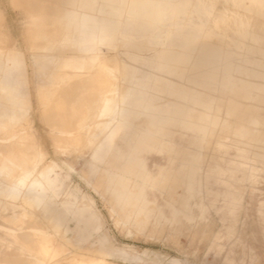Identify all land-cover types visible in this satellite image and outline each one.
Returning a JSON list of instances; mask_svg holds the SVG:
<instances>
[{
    "label": "rangeland",
    "instance_id": "rangeland-1",
    "mask_svg": "<svg viewBox=\"0 0 264 264\" xmlns=\"http://www.w3.org/2000/svg\"><path fill=\"white\" fill-rule=\"evenodd\" d=\"M252 84L264 0H0V165L24 150L28 178L53 180L34 201L0 175V218L21 224L0 229V261L199 264L229 247L258 262L264 144L238 132L264 137Z\"/></svg>",
    "mask_w": 264,
    "mask_h": 264
},
{
    "label": "crops",
    "instance_id": "crops-1",
    "mask_svg": "<svg viewBox=\"0 0 264 264\" xmlns=\"http://www.w3.org/2000/svg\"><path fill=\"white\" fill-rule=\"evenodd\" d=\"M184 44L186 47L189 46V45H187V43H184ZM207 63H209V61L205 60L200 65L202 66L203 64H207ZM232 80L237 81L238 79L232 78ZM249 87L261 90V93L257 96V98L260 102H263L264 101V85L252 84ZM251 108L255 109V107L252 105L247 106V109H251ZM182 109H184V108H181V110L179 109V111H177V112L184 115L186 118H189L191 116L189 114V111L187 109H185V110H182ZM256 120H258V119H256ZM250 123H251V121H250ZM252 130L253 129L251 127L250 128H241L238 132L240 133V135H247V136H249V138L251 140L256 139L260 143L264 144V137L263 136L258 137V134H256V132H253ZM45 174H47V173H39V176H38L39 178H28V175L25 174V176H22V174H19V173H13V175H12V173H5L3 176H4V178H6L5 179V182L7 181L6 183L16 182L18 186H20L23 183L30 182V184H29L30 190H31L30 197L33 196L32 199H34V201H36L38 199H41L39 190L44 191V187L42 185L43 181H41V180H44L43 177ZM13 177H14V180H12ZM46 184L51 186L53 184V181H51L50 183L46 182ZM6 199H9L11 204H12V201H13V203H16L18 201L20 203H23L25 201H28V196L20 198L18 193L11 192L7 196ZM66 210L68 212L71 211V209L67 206H66ZM41 217L43 219L51 220V219H53V214H52V212L49 211L48 213H43V214L41 213ZM88 252H92V251L88 250ZM251 253L246 254V252L244 251V255H243L241 253V251H236L235 249H231L229 247L227 249H222V250L213 249L211 252V255L210 256L206 255L205 258H207V259L201 261V263H199V264H253V262L251 260V258H252ZM254 253L256 254L255 257H259V261L254 262V264H264V249L263 250L262 249L257 250Z\"/></svg>",
    "mask_w": 264,
    "mask_h": 264
},
{
    "label": "bare ground",
    "instance_id": "bare-ground-1",
    "mask_svg": "<svg viewBox=\"0 0 264 264\" xmlns=\"http://www.w3.org/2000/svg\"><path fill=\"white\" fill-rule=\"evenodd\" d=\"M24 1H25V0H24ZM33 1H34V0H33ZM49 1H50V0H49ZM72 1H73V0H72ZM84 1H85V0H84ZM135 1H136V0H135ZM31 2H32V1H31ZM140 2H141V1H140ZM22 3H23V2H22ZM29 3H30V2H29ZM44 3H45V2H44ZM52 3H53V2H52ZM56 3H57V2H56ZM71 3H72V2H71ZM73 3H74V2H73ZM73 3H72V4H73ZM134 3H135V2H134ZM154 3H155V2H154ZM31 4H32V3H31ZM35 4H36V3H35ZM57 4H58V3H57ZM72 4H71V5H72ZM83 4H84V3H83ZM139 4H140V3H139ZM25 5H26V4H25ZM28 5H29V4H28ZM55 5H56V4H55ZM127 5H128V4H127ZM135 5H136V4H135ZM46 6H47V5H46ZM88 6H89V5H88ZM129 6H130V5H129ZM131 6H132V5H131ZM139 6H140V5H139ZM153 6H154V4H153ZM157 6H158V5H157ZM133 7H134V6H133ZM136 7H137V6H136ZM159 7H160V6H159ZM31 8H32V7H31ZM50 8H51V7H50ZM85 8H86V6H85ZM131 8H132V7H131ZM156 8H157V7H156ZM44 9H45V8H44ZM54 9H55V8H54ZM58 9H59V8H58ZM58 9H57V10H58ZM132 9H133V8H132ZM152 9H153V7H152ZM25 10H26V9H25ZM28 10H29V9H28ZM37 10H38V8H37ZM64 10H65V9H64ZM139 10H140V9H139ZM142 10H143V9H142ZM150 10H151V9H150ZM155 10H156V9H155ZM49 11H50V10H49ZM41 12H42V11H41ZM47 12H48V11H47ZM51 12H52V11H51ZM59 12H60V11H59ZM64 12H65V11H64ZM131 12H132V11H131ZM151 12H152V11H151ZM159 12H160V11H159ZM159 12H158V13H159ZM67 13H68V11H67ZM136 13H137V12H136ZM139 13H140V12H139ZM147 13H148V12H147ZM149 13H150V12H149ZM62 14H63V13H62ZM64 14H65V13H64ZM47 15H48V13H47ZM60 15H61V14H60ZM135 15H136V14H135ZM146 15H147V14H146ZM55 16H56V15H55ZM64 16H65V15H64ZM64 16L61 15V18L64 17ZM67 16H68V15H67ZM74 16H76V15H74ZM141 16H142V15H141ZM159 16H160V13H159ZM49 17H50V16H49ZM148 17H149V15H148ZM151 17H152V16H151ZM154 17H155V16H154ZM51 18H52V16H51ZM53 18H54V17H53ZM78 18H79V17H78ZM145 18H146V17H145ZM146 19H147V18H146ZM64 20H65V24H66V20H68L67 17H65ZM141 20H142V19H141ZM62 21H63V19H62ZM151 21H152V20H151ZM63 22H64V21H63ZM63 22H62V23H63ZM76 22H77V20H76ZM76 22H75V23H76ZM45 23H46V22H45ZM48 23H50V22H48ZM60 24H61V23H60ZM76 24H77V23H76ZM67 25H68V23H67ZM73 25H74V24H73ZM71 26H72V24H71ZM75 26H76V25H74V27H75ZM68 27H69V26H68ZM68 27H66V28H68ZM75 29H76V27H75ZM147 33H148V32H147ZM27 34H28V33H27ZM53 34H54V33H53ZM24 35H25V34H24ZM60 36H61V35H60ZM95 36H96V35H95ZM82 37H83V36H82ZM32 38H33V37H32ZM34 40H35V39H34ZM48 40H49V39H48ZM41 43H42V42H41ZM44 43H45V42H44ZM42 44H43V43H42ZM35 45H36V44H35ZM35 45H34V46H35ZM37 45H38V44H37ZM124 45H125V44H124ZM125 46H126V45H125ZM43 48H44V47H43ZM48 48H49V47H48ZM88 50H90V49H88ZM37 52H38V51H37ZM63 52H64V51H63ZM66 52H67V51H66ZM37 55H38V54H37ZM70 58H72V57H70ZM68 59H69V58H68ZM65 60H66V59H65ZM72 61H73V63H75L74 60H71V62H72ZM75 61H77V60L75 59ZM79 61H80V60H79ZM79 61H77V62L81 64V62H79ZM66 62H67V60H66ZM73 63H72V64H73ZM143 65H144V64H143ZM75 67H78V66L75 65ZM91 76H92V75H91ZM94 76H95V75H94ZM78 82H79V80H78ZM80 82H81V81H80ZM82 82H83V81H82ZM86 82H87V81H86ZM84 85H85V84H84ZM88 85H89V84H88ZM60 87H61V86H60ZM127 87H128V86H127ZM135 87H136V86H135ZM137 88H138V87H137ZM57 90H58V89H57ZM57 90H56V91H57ZM130 90H131V89H130ZM75 91H76V90H75ZM78 91H79V90H78ZM67 92H68V91H67ZM111 92H112V91H111ZM56 93H57V92H56ZM75 93H76V92H75ZM129 93H130V92H129ZM92 94H94V93H92ZM49 95H50V94H49ZM59 95H60V94H59ZM111 95H112V94H111ZM93 96H94V95H93ZM50 97H51V96H50ZM59 97H60V96H59ZM73 97H74V96H73ZM105 97H107V96H105ZM48 98H49V97H48ZM54 99H55V98H54ZM54 99H53V100H54ZM57 99H58V98H57ZM57 99H56V100H57ZM60 99H62V98L60 97ZM60 99H59V100H60ZM104 99L107 100L106 98H104ZM114 99H115V96H114ZM105 100H103V101L105 102ZM110 100H111V97H110ZM110 100H107L106 103H108V101H110ZM46 101H47V100H46ZM57 101H58V100H57ZM103 101H102V102H103ZM111 101H112V100H111ZM116 101H117V100H116ZM124 101H125V100H123V102H124ZM40 102H41V100H40ZM104 102H103V103H104ZM60 103H61V102H60ZM62 103H63V102H62ZM106 103H105V104H106ZM115 103H116V102H115ZM42 104H43V103H42ZM56 104H57V103H56ZM77 104H78V103H77ZM110 104H111V103H109V105H110ZM112 104H113V102H112ZM64 105H65V104H64ZM90 105H91V103H90ZM90 105H89V107H90ZM106 105H107V104H106ZM117 106H118V105H117ZM62 107H63V105H62ZM65 107H66V106H65ZM107 107H108V106H107ZM110 107H111V105H110ZM16 108H17V107H16ZM54 108H55V107H54ZM57 108H59V107H57ZM76 108H77V107H76ZM11 109H12V107H11ZM105 109H106V108H105ZM117 109H118V108H117ZM55 110H56V109H55ZM55 110H54V111H55ZM80 110H81V109H80ZM106 110H107V109H106ZM109 110H111V109L109 108ZM43 111H44V110H43ZM47 111H48V110H47ZM74 112H75V111H74ZM107 112H108V111H107ZM77 113H78V112H77ZM105 113H106V112H105ZM13 114H14V113H13ZM13 114H12V115H13ZM16 114H17V113H15V115H16ZM22 114H23V113H22ZM62 114H63V113H62ZM108 114H109V113H108ZM12 115H11V116H12ZM45 115H46V114H45ZM57 115H58V114H57ZM64 115H65V114H64ZM15 117H16V116H15ZM17 117H18V116H17ZM58 117H59V116H58ZM46 118H47V117H46ZM59 118H60V117H59ZM80 120H81V119H80ZM70 122H71V121H70ZM78 123H79V122H78ZM61 124H62V123H61ZM59 125H60V124H59ZM78 125H80V124H78ZM72 126H73V125H72ZM84 126H85V125H84ZM78 127H79V126H78ZM78 127H77V128H78ZM69 128H70V127H69ZM11 129H12V128H11ZM61 129H62V128H61ZM67 129H68V128H67ZM86 129H87V128H86ZM21 130H22V129H21ZM19 131H20V130H19ZM70 132H72V131H70ZM70 132H69V133H70ZM64 133H65V132H64ZM12 134H14V133H12ZM70 134H71V133H70ZM23 135H24V134H23ZM26 135H27V134H26ZM34 135H35V134H34ZM60 135H61V134H60ZM86 135H87V134H86ZM10 136H11V134H10ZM71 136H72V134H71ZM19 137H21V136H19ZM64 137H65V136H64ZM74 137H75V136H74ZM22 138H23V137H22ZM65 138H66V137H65ZM11 139H12V138H11ZM66 139H67V138H66ZM66 139H64V140H66ZM18 140H19V139H18ZM71 140H72V139H71ZM5 141H6V139H5ZM16 141H17V140H16ZM72 141H73V140H72ZM14 143H15V142H14ZM18 143L20 144V142H18ZM15 144H16V143H15ZM25 144H26V143H25ZM69 144H70V143H69ZM69 144H68V145H69ZM73 144H74V143H73ZM2 145H3V144H2ZM70 145H71V144H70ZM76 145H77V144H76ZM5 146H6V145H5ZM26 146H27V145H26ZM72 146H73V145H72ZM74 146H75V145H74ZM0 147H1V146H0ZM3 147H4V146H3ZM18 147H19V146H18ZM5 148H6V147H5ZM11 148H13V147H11ZM19 148H20V147H19ZM7 149H8V148H7ZM2 151H3V150H2ZM8 151H9V150H8ZM10 151H11V150H10ZM12 152H13V151H12ZM17 153H18V154L15 153L16 155L14 154L15 156H11V155H10V157H8V158H6L7 156H4V155L2 154V155H3V158H2V160H1L2 162H1V165H0V175H4L5 172L8 173L9 170L12 171V168H13V169H18L20 165H21V167H20L19 169H20V171H22V165H23L22 163H23L24 160H25V158H24V157H25V156H24L25 151L19 149V150L17 151ZM4 154H5V153H4ZM6 154H7V153H6ZM23 156H24V157H23ZM0 157H1V156H0ZM18 160H19V161H18ZM18 164H19V165H18ZM22 172H24V173H22ZM22 172L19 173V174H22V176H25V174H26V175H28V177H29V176H33V177H35V174H34V173H27V171H25V169H24V171H22ZM50 172H52V169H48V170H45L44 172H42V173H47V174L44 175L43 179H44V181H46V182H48V183H50L51 181H53V180H51V179L49 178V173H50ZM12 175H13V173H12ZM5 179H6V178H5ZM6 182H7V181H6ZM4 183H5V182H4ZM21 185H22V184H21ZM10 210H11V209H10ZM8 212H9V211H8ZM22 215H23V217H25V215H27V214L24 213V214H22ZM3 216H4V215H3ZM6 217H7V216H6ZM26 219H27V218H26ZM0 221L3 222V225L0 224V229H3V228H4V229H9V230H10V229H11V230H12V229L15 230V229H17V228L21 225V224H19V220H18L17 218L14 219V220H10V221L3 220V219L0 218ZM7 222L14 224V226H7L8 224H5V223H7ZM59 223H60V222H59ZM60 224H61V223H60ZM27 228H28V227H27ZM32 228H33V227H32ZM56 228H57V227H56ZM24 229H26V227H24ZM14 230H13V231H14ZM22 230H23V229H22ZM22 230H21V232H22ZM26 230H27V229H26ZM30 231H31V230H30ZM3 232H4V231H3ZM14 232H15V231H14ZM23 232H24V231H23ZM29 233H30V232L27 230L25 233H23V234L20 233L19 235H18V234H17V235L20 237V239L23 238V237L25 236V238H26L29 242L32 243L33 241H32V239L30 238ZM44 233H45V232H44ZM14 234H15V233H14ZM2 235H4V234H2ZM6 235H7V234H6ZM8 235H9V234H8ZM8 235H7V236H8ZM4 236H5V235H4ZM11 236H12V235H11ZM11 236H8V237H11ZM18 236H16V238H17ZM8 237H7V238H8ZM13 237H14V236H13ZM13 237H12V239H13ZM0 238H1V237H0ZM4 238H5V237H4ZM4 238H3V239H4ZM10 239H11V238H10ZM14 239H15V238H14ZM14 239H13L12 241H14ZM18 239H19V238H18ZM5 240H6V239H5ZM8 240H9V239H8ZM23 240H24V238H23ZM34 240H35V239H34ZM1 241H2V240H1ZM15 241L17 242V239H16ZM19 242H20V241H19ZM29 242H28V244H29ZM36 242H37V241H36ZM41 242H42V241H41ZM0 243H1V242H0ZM22 243H23V242H22ZM24 243H25V242H24ZM16 244H17V243H16ZM2 246H3V245H2ZM28 246H30V244H29ZM35 246H36V245H35ZM4 247H5V246H4ZM15 247H16V246H15ZM32 247H33V246H32ZM32 247H31V248H32ZM42 247H43L44 251L47 250V247H46V246L43 245ZM5 248H6V247H5ZM5 248H4V249H5ZM7 248H8V247H7ZM22 248H23V247H22ZM25 248H26V247H25ZM4 249H2V251H3ZM6 250H7V249H6ZM9 250H10V249H9ZM15 250H16V249H15ZM34 250H36V249H34ZM38 250H39V249H38ZM38 250H37V251H38ZM16 251H17V250H16ZM28 251H29V250H28ZM44 251H43V252H44ZM13 252H14V251H13ZM20 252H21V251H20ZM22 253H23V252H22ZM22 253H21V254H22ZM38 253H39V252H38ZM60 253H62V250H61V249H60V250H59V249H58V250L55 249V252H53L52 255H53V256H57V254H60ZM45 254H46V253H45ZM87 254L93 255V254H91V253H87ZM2 255H4V254H2ZM26 255H27V254H26ZM20 256H21V255H20ZM39 256H40V255H39ZM74 256H75V255H74ZM13 257H14V256H13ZM28 257H29V255H28ZM49 257H50V256H49ZM66 257H67V256H66ZM5 258H6V257H5ZM52 258H53V257H52ZM0 259H1V258H0ZM13 259H14V258H13ZM22 259H25V258H22ZM37 259H38V258H37ZM37 259H36V260H37ZM67 259H68V258H67ZM19 260H20V259H19ZM25 260H30V261H31V264H34V263H32V259H28V258H27V259H25ZM25 260H24V261H25ZM38 260H39V259H38ZM84 260H85V259H84ZM99 260L102 261V260H104V259L101 258V257H99ZM64 261H66V260H64ZM68 261H69V260H68ZM25 262H26V261H25ZM27 262H28V261H27ZM41 262H42V261H41ZM46 262H47V257H46ZM58 262H59V261H58ZM83 262H84V261L77 262V263H78V264H82ZM35 263H36V262H35ZM60 263H61V262H60ZM16 264H17V263H16ZM28 264H29V263H28ZM46 264H47V263H46ZM58 264H59V263H58ZM86 264H88V262H86Z\"/></svg>",
    "mask_w": 264,
    "mask_h": 264
},
{
    "label": "snow or ice",
    "instance_id": "snow-or-ice-1",
    "mask_svg": "<svg viewBox=\"0 0 264 264\" xmlns=\"http://www.w3.org/2000/svg\"><path fill=\"white\" fill-rule=\"evenodd\" d=\"M0 264H13V261H11L9 259H4V260L0 261Z\"/></svg>",
    "mask_w": 264,
    "mask_h": 264
}]
</instances>
